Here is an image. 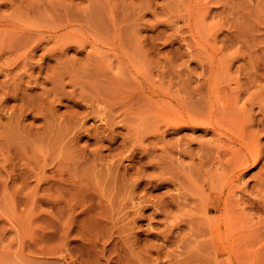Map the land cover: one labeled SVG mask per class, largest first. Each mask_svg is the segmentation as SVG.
Listing matches in <instances>:
<instances>
[{"label": "rangeland", "instance_id": "1", "mask_svg": "<svg viewBox=\"0 0 264 264\" xmlns=\"http://www.w3.org/2000/svg\"><path fill=\"white\" fill-rule=\"evenodd\" d=\"M221 100L264 149V0H0V264H264V162L240 254L201 232Z\"/></svg>", "mask_w": 264, "mask_h": 264}, {"label": "bare ground", "instance_id": "2", "mask_svg": "<svg viewBox=\"0 0 264 264\" xmlns=\"http://www.w3.org/2000/svg\"><path fill=\"white\" fill-rule=\"evenodd\" d=\"M251 83H253V82H251ZM237 93H238V89H237ZM209 94H211V93L209 92ZM221 98H223V97H221ZM215 99H216V96H215ZM221 101H223V100H221ZM213 102H214V100H213ZM225 102L226 101H223L221 103L222 106H220L221 104L219 103V105H218V106H220L219 108L218 107L217 108L206 107L207 109L204 112L200 111V112H193V113H191L192 110H193L192 109L191 112H189L190 113V118L188 116L187 118H189V119L188 120L186 119L187 121H183L182 120L181 121L182 124L180 122H178L176 124L178 126L179 125L187 126V127L190 126L191 129L192 128H198V129L200 128V130L202 129L205 133L211 132L213 134V136L215 135L217 137V140L215 139L217 142L222 137L224 138L222 140H225L224 142L226 143V145H223V146L221 145L220 146V148L222 149V152L221 153L219 152V154L216 156V158H214L212 160V162H214L213 165L216 166L214 168V170L216 168L219 169L220 170V171L218 170L219 174L212 175V176H209V177L206 174L204 176L205 178H206V176L208 178L204 181V185H203L204 187H202V188L200 187L202 184L199 186V189L201 188L200 189L201 190L200 191V193H201L200 194V196H201L200 197L201 198V202L200 203L201 204H199L200 206H198V204L195 205V206H198V209L199 210H197V211H199L201 213L200 215H202V220H203V223L202 224H203V227H200L202 229L201 232H202V234H205V233L207 234L208 241H210V243H212V245H213V250L212 251H214L216 254L217 253H219V254H225V253H227V256H228V254L234 256L237 253L240 254L239 251L241 252V250L238 249L239 246L237 247V246L234 245V242H235L234 239H236L237 237L236 238L233 237V234H232V231L234 232L233 229L236 227V225L240 221V213H239V209H238V202L240 200L237 201V199L234 196L235 193L233 191V184L232 183H234L233 181L236 182V180H233V179H240V177H241V175H242L243 172H246L248 170L254 169L258 165L262 164V162H264V155H262V150H264V149L261 150L258 147V145H259L258 144V139H257L258 136H256L255 130L253 132V129L254 128L252 127L253 129L251 130V128L249 129L248 126H247L248 128L246 127V124H247L246 121L247 120H245V119L242 118V119H239L238 121H236V120L233 121L234 118H237L238 117L237 116L238 113L236 114V113L233 112V110L231 109V105H232L231 103H227V102L225 103ZM233 102L235 103V101H233ZM201 103H203V102H201ZM214 103H216V102H214ZM207 106H208V104H207ZM203 107H204V105L202 106V108ZM229 112H232V114H236V115H234L235 117H233V115L230 114ZM229 115H231V117L228 118ZM231 118H233V119L231 120ZM249 121H250V119H249ZM225 122L230 123V126H231L230 129L227 130L228 134H226V132H223L222 131L223 128H221V127L224 126V125L222 126V123L225 124ZM175 126L176 125H174L172 128H175ZM261 130L264 131V129H261ZM224 131H226V129ZM262 131H260V132L262 133ZM209 142H211V141L208 140V143ZM212 142H213V140H212ZM221 144H223V143H221ZM205 147H203V148H205ZM207 148H208V146H207ZM210 148H212V147H210ZM204 150H203V152H204ZM212 150L213 149H211V152H212ZM207 151H210V150H207ZM215 152H217V151H215ZM208 153L210 154V152H208ZM195 155H197V154H195ZM198 155H200V154H198ZM195 157H197V156H195ZM211 157H212V155H211ZM205 158H206V156H205ZM201 159H203V157ZM202 164H203V162H202ZM191 165L192 164H190V166ZM197 167H198V165H197ZM202 167H203V165H202ZM198 168L201 169V167H198ZM207 168H208V166H207ZM205 169H206V165H205ZM262 170H264V165H262V169L259 171V173L261 174V176H264V172H262ZM209 171H208V173H209ZM191 172H192V170H191ZM199 172L201 173L200 170H199ZM199 172H198V174H200ZM203 175H204V173H203ZM205 178H203V179H205ZM170 183H172V182H170ZM259 183H260V181H259ZM261 183H264V181H262ZM205 185H207L208 188H205ZM195 188L198 189V186L196 185ZM191 193H190V195H191ZM198 194H199V192H198ZM236 197H237V195H236ZM199 201L197 200V202H199ZM160 211H162V210H160ZM181 212H182V210H181ZM210 212H212L213 214L210 215ZM170 213H172V212H170ZM242 214H243V212H242ZM185 215H186V213H185ZM188 215H190V213H188ZM191 216H193V215H191ZM191 216H189V217H191ZM195 216L196 215H194L193 217H195ZM193 217H191V218H193ZM164 218H165V216H164ZM170 218H171V216H170ZM177 218H178V216H177ZM197 218H199V217L197 216ZM193 219L194 220H192V221L195 222L196 219L195 218H193ZM169 225H171V224H169ZM178 225H180V224H178ZM172 231H174V230H172ZM194 231H195V229H194ZM195 234H194V236H197ZM194 236H192V237H194ZM204 237H205V235H204ZM193 239H195V238H193ZM199 239L201 240V238H199ZM199 239L196 240V242L199 241ZM243 249H244V247H243ZM228 258H230V257L228 256ZM234 258H235V256H234ZM232 259H233V257H232Z\"/></svg>", "mask_w": 264, "mask_h": 264}]
</instances>
